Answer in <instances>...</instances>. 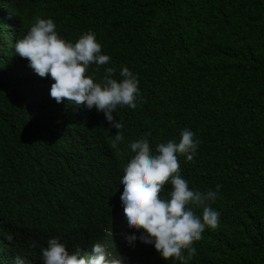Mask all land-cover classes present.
Instances as JSON below:
<instances>
[{"label":"trees","instance_id":"obj_1","mask_svg":"<svg viewBox=\"0 0 264 264\" xmlns=\"http://www.w3.org/2000/svg\"><path fill=\"white\" fill-rule=\"evenodd\" d=\"M37 18L53 19L66 41L96 35L111 63L89 68L94 81L107 67L118 80L123 66L138 77L137 107L113 113L118 149V129L93 109L57 103L51 76L16 54ZM185 128L201 143L193 161L178 156L181 177L201 192L221 185L211 204L219 226L205 228L188 264H264V0H0V200L17 234L51 220L124 264H181L154 244H128L140 232L108 194L115 166L101 154L141 138L155 154ZM17 256L0 253V264Z\"/></svg>","mask_w":264,"mask_h":264},{"label":"clouds","instance_id":"obj_2","mask_svg":"<svg viewBox=\"0 0 264 264\" xmlns=\"http://www.w3.org/2000/svg\"><path fill=\"white\" fill-rule=\"evenodd\" d=\"M15 52L29 61L37 75L51 76L54 83L50 96L57 103L67 100L69 104L93 109L98 118L105 117L111 127L118 129L110 145L118 149V143L124 140L120 132L123 124L113 113L118 107H137L139 80L127 66L119 73L121 80L114 78L113 67L105 69L100 82L86 74L93 64L99 71L100 66L111 63L93 32H85L73 43L58 34L53 19L37 18L27 34L15 43ZM200 143L195 133L185 128L179 142L158 143L155 154L144 138L132 141L130 149L126 146L120 153L111 149L101 154L111 158L115 166L107 187L113 191L108 194L114 200L118 196V203L124 206L120 214L127 217L129 227L140 232L139 236H126L130 246L139 239L154 244L165 260L174 258L188 264L196 252L193 244L202 239L205 228L215 230L219 226L220 213L211 204L221 185H216L214 191L201 192L190 189L189 182L180 175L178 156L193 161ZM169 184L171 191L168 198H163L161 193ZM195 209H202V217ZM59 210L51 212L52 217ZM12 225L11 209L0 200V253L19 255L15 264H124L123 259L110 258L111 253L101 243L90 249L84 238L71 236L73 230L64 231L56 223L51 225V220L43 222L39 233L31 223H24L20 234ZM34 253L40 254L41 259Z\"/></svg>","mask_w":264,"mask_h":264}]
</instances>
